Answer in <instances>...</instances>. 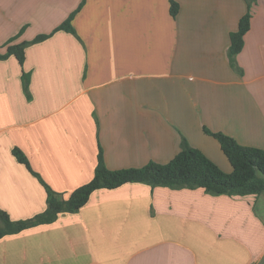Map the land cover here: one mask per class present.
<instances>
[{"label": "crops", "instance_id": "obj_1", "mask_svg": "<svg viewBox=\"0 0 264 264\" xmlns=\"http://www.w3.org/2000/svg\"><path fill=\"white\" fill-rule=\"evenodd\" d=\"M83 0H0V49L53 32ZM86 0L65 30L0 60V208L13 220L47 208L39 179L68 197L95 173L167 163L185 137L223 170L221 131L264 148V0L230 63L246 0ZM23 70L31 73L28 98ZM0 264H264V193L212 195L128 182L0 239Z\"/></svg>", "mask_w": 264, "mask_h": 264}, {"label": "trees", "instance_id": "obj_2", "mask_svg": "<svg viewBox=\"0 0 264 264\" xmlns=\"http://www.w3.org/2000/svg\"><path fill=\"white\" fill-rule=\"evenodd\" d=\"M85 1H82L78 10ZM257 1L246 0L247 12L241 17L237 30L230 35V63L240 73L243 70L238 65L237 55L243 50L245 35L251 28L252 6ZM170 3L171 13L176 17L180 10V4L177 0H170ZM77 11L72 13L51 33H42L32 40L21 42H15L19 35L11 38L3 46V49H0V60L14 55L20 64L24 65L26 48L30 44L43 41L58 30L77 34L73 25ZM30 82L31 73L23 70V89L28 98L32 97ZM205 131L219 141L232 165V171L223 170L202 150L193 147L185 137L181 140L179 152L172 160L167 163L151 161L142 167L110 169L106 164L103 149L100 147L93 178L73 190L68 197L55 190L42 174L35 170L29 157L20 147H14L13 154L17 160L25 164L45 187L47 208L33 217L20 220H13L6 210L0 208V239L8 234L18 233L34 226L53 223L63 212H77L87 204L94 191L102 188L114 189L128 182H142L152 187L167 186L173 189L204 188L212 195H260L264 193V148L243 145L231 135L221 131H212L206 127Z\"/></svg>", "mask_w": 264, "mask_h": 264}, {"label": "rangeland", "instance_id": "obj_3", "mask_svg": "<svg viewBox=\"0 0 264 264\" xmlns=\"http://www.w3.org/2000/svg\"><path fill=\"white\" fill-rule=\"evenodd\" d=\"M257 2H255L252 6V12H253V8L256 6Z\"/></svg>", "mask_w": 264, "mask_h": 264}]
</instances>
